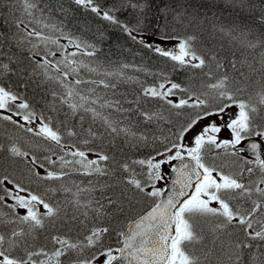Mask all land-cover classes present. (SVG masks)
I'll return each mask as SVG.
<instances>
[{
	"label": "snow or ice",
	"instance_id": "6c2138e0",
	"mask_svg": "<svg viewBox=\"0 0 264 264\" xmlns=\"http://www.w3.org/2000/svg\"><path fill=\"white\" fill-rule=\"evenodd\" d=\"M0 264H264V0H0Z\"/></svg>",
	"mask_w": 264,
	"mask_h": 264
}]
</instances>
